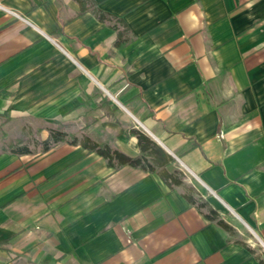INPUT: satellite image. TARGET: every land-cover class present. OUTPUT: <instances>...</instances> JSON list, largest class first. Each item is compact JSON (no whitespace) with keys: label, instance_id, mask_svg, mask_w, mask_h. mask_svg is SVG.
Wrapping results in <instances>:
<instances>
[{"label":"crops","instance_id":"obj_1","mask_svg":"<svg viewBox=\"0 0 264 264\" xmlns=\"http://www.w3.org/2000/svg\"><path fill=\"white\" fill-rule=\"evenodd\" d=\"M85 6L0 0V118L40 142L51 130L78 141L0 151V264H260L264 0ZM132 130L186 172L206 207L80 143L135 158Z\"/></svg>","mask_w":264,"mask_h":264},{"label":"trees","instance_id":"obj_2","mask_svg":"<svg viewBox=\"0 0 264 264\" xmlns=\"http://www.w3.org/2000/svg\"><path fill=\"white\" fill-rule=\"evenodd\" d=\"M80 6L81 10L85 11L87 7L85 4H92V0H76ZM94 15L100 20L105 21V15L99 10H93ZM131 134H133L137 139V145L139 149V156L135 158L128 157L116 150H112L106 145H98L91 141L88 138H84L80 141L81 146L87 149L89 152H95L106 160L108 167L110 168H118L122 166H129L133 168H140L149 173L157 174L169 187L172 186H180L182 181L174 176V172L167 171V166L171 164L174 160L166 153L162 148L154 142L150 137L146 134L132 130ZM67 134L57 131L51 130L50 136L47 140L41 143L42 150H48L52 145L65 141L67 139ZM72 144H76L78 141L75 138L70 140ZM13 153L16 154H24L28 153V149L25 146L19 147L15 150H12ZM155 168H159L160 172L156 173ZM184 197L191 204H197L193 195L190 192L184 193ZM199 208H204L206 205L204 203L197 204ZM204 216L208 219H216L214 212L210 209H207V213ZM220 226L229 231V227L223 224L221 221H217ZM260 264H264L263 260H259Z\"/></svg>","mask_w":264,"mask_h":264},{"label":"rangeland","instance_id":"obj_3","mask_svg":"<svg viewBox=\"0 0 264 264\" xmlns=\"http://www.w3.org/2000/svg\"><path fill=\"white\" fill-rule=\"evenodd\" d=\"M73 137H67V139H72ZM42 142L37 140V132L35 129L25 126L22 123L11 122L10 120H4L0 118V151L3 150H15L19 147L25 146L28 150L39 151L42 149ZM167 171L174 172V176L181 181L186 180V184L183 182L181 185L185 193L190 192L197 204L203 202L202 195H204L202 189H200L194 181L190 180V177L186 174L182 168L173 161L167 167ZM155 172L159 173L160 169L155 168ZM190 184H194V188L190 187ZM259 250L263 252V249L259 247ZM264 254V252H263Z\"/></svg>","mask_w":264,"mask_h":264}]
</instances>
